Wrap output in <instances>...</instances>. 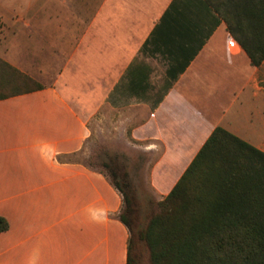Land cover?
Masks as SVG:
<instances>
[{"label":"crops","instance_id":"obj_1","mask_svg":"<svg viewBox=\"0 0 264 264\" xmlns=\"http://www.w3.org/2000/svg\"><path fill=\"white\" fill-rule=\"evenodd\" d=\"M21 4L0 57L42 87L0 99V264H126L121 192L71 158L101 108L128 120L165 196L216 127L264 152V61L205 0Z\"/></svg>","mask_w":264,"mask_h":264},{"label":"trees","instance_id":"obj_2","mask_svg":"<svg viewBox=\"0 0 264 264\" xmlns=\"http://www.w3.org/2000/svg\"><path fill=\"white\" fill-rule=\"evenodd\" d=\"M205 1L252 64L261 65L264 0ZM41 87L0 57V99ZM107 176L123 196L119 219L130 232L126 264L141 263L143 242L151 264H264V152L224 128L214 129L143 228L132 224L128 181ZM7 227L0 217V231Z\"/></svg>","mask_w":264,"mask_h":264},{"label":"rangeland","instance_id":"obj_3","mask_svg":"<svg viewBox=\"0 0 264 264\" xmlns=\"http://www.w3.org/2000/svg\"><path fill=\"white\" fill-rule=\"evenodd\" d=\"M22 9L21 0H0V46L3 53L8 47L7 37L20 33L17 25L21 23L17 21L21 20ZM12 49L14 57L21 56V46H14ZM32 79L38 82L37 79ZM30 83L26 82L25 87L32 86ZM127 122V119L119 118L118 112L101 108L91 120V140L81 152L71 158L85 161L110 177L114 173L115 179L119 181H128L135 207L132 224L134 228H143L160 211L159 201L165 194H161L163 192L153 186L149 154L134 144L137 141L131 134L124 133ZM139 253L140 264H151L149 249L144 242L139 247Z\"/></svg>","mask_w":264,"mask_h":264}]
</instances>
